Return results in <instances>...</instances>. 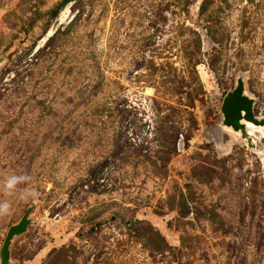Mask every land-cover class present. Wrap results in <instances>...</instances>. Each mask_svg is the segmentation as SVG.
<instances>
[{
  "label": "rangeland",
  "instance_id": "374dc122",
  "mask_svg": "<svg viewBox=\"0 0 264 264\" xmlns=\"http://www.w3.org/2000/svg\"><path fill=\"white\" fill-rule=\"evenodd\" d=\"M239 79L264 118V0H0L10 263L264 264V127L219 128Z\"/></svg>",
  "mask_w": 264,
  "mask_h": 264
},
{
  "label": "water",
  "instance_id": "95a60500",
  "mask_svg": "<svg viewBox=\"0 0 264 264\" xmlns=\"http://www.w3.org/2000/svg\"><path fill=\"white\" fill-rule=\"evenodd\" d=\"M253 98L245 94L244 84L242 79L237 81L236 86L229 91L223 98L221 104V113L223 116L222 129L228 127L235 132L241 134L242 138H247L248 142L252 139L250 135L245 131V125L242 122H250L255 126L264 127V118L258 119L253 115L252 111ZM31 208H29L25 214L15 224H12L4 237L3 243L0 248V264H11L9 247L13 238L25 233L31 219L29 214Z\"/></svg>",
  "mask_w": 264,
  "mask_h": 264
},
{
  "label": "clouds",
  "instance_id": "9594fccd",
  "mask_svg": "<svg viewBox=\"0 0 264 264\" xmlns=\"http://www.w3.org/2000/svg\"><path fill=\"white\" fill-rule=\"evenodd\" d=\"M31 177L26 174H10L3 180V191L8 196L19 195L21 200L35 199L39 196V192L35 187L28 186L30 184ZM25 185L24 188L19 186ZM12 204L9 200H0V215L10 214Z\"/></svg>",
  "mask_w": 264,
  "mask_h": 264
},
{
  "label": "bare ground",
  "instance_id": "6f19581e",
  "mask_svg": "<svg viewBox=\"0 0 264 264\" xmlns=\"http://www.w3.org/2000/svg\"><path fill=\"white\" fill-rule=\"evenodd\" d=\"M67 14H68V7H65L61 12H60V14H59V20L60 21H63L64 20V18H66V16H67ZM53 31H54V27H51V28H49V30L47 31V33H46V36H44L43 38H42V41H45L46 40V38L47 37H49L52 33H53ZM245 94H247V92H245ZM248 95V94H247ZM249 96V95H248ZM250 97V96H249ZM258 119H260V117L258 118ZM243 123V125H245V131L248 133V135H250L252 138H254V139H257L255 136H254V134L253 133H255L254 131L255 130H262L263 128L261 127V126H255V125H253L252 123H250V122H242ZM225 129H227V130H225V131H230L229 129L230 128H226V127H224Z\"/></svg>",
  "mask_w": 264,
  "mask_h": 264
}]
</instances>
